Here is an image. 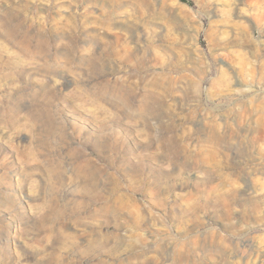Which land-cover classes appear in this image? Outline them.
I'll return each mask as SVG.
<instances>
[{"label":"clouds","instance_id":"obj_1","mask_svg":"<svg viewBox=\"0 0 264 264\" xmlns=\"http://www.w3.org/2000/svg\"><path fill=\"white\" fill-rule=\"evenodd\" d=\"M192 3L30 0L34 15L14 23L18 0H0V264H125L163 219L153 208L175 202L188 215L246 190L256 166L234 157L225 174L230 145L207 102L264 90V0ZM173 28L254 45L255 78L220 63L211 43L185 60L195 39L172 41ZM200 121L215 129L211 150L192 133ZM251 227L264 247V221Z\"/></svg>","mask_w":264,"mask_h":264},{"label":"rangeland","instance_id":"obj_2","mask_svg":"<svg viewBox=\"0 0 264 264\" xmlns=\"http://www.w3.org/2000/svg\"><path fill=\"white\" fill-rule=\"evenodd\" d=\"M178 2L195 10L192 0ZM10 3L17 5V0H10ZM29 3L30 0H18L19 10L11 13L14 23L34 15L35 7H26ZM180 11L182 10L177 8L175 13L178 14ZM40 15L45 16L43 9L40 10ZM176 19H179L178 15ZM2 20L3 16H0V21ZM45 22L47 23V20ZM39 27L41 25L36 24L33 32ZM224 27L221 26L222 29ZM167 31L168 29H164V33ZM172 31L174 35L169 39L175 42L189 36L187 30L173 28ZM107 36L113 42L121 40L117 34L109 33ZM193 39L194 50L188 49L185 60L195 57L197 53L206 54L211 43L220 63L239 64L237 71L245 76L251 74L255 78L256 74L249 66L252 54L248 51L254 45L242 44L234 38L231 31L223 30L212 33L207 38L204 32L194 38L189 36L185 43H192ZM157 43L161 41L158 39ZM233 87L241 88L248 85L240 81ZM9 102L6 97L4 103ZM207 107L218 119L224 138L230 145V149L225 150L227 166H224L223 153L219 154L225 174L236 167L233 163L234 157L239 158L241 167L256 166L247 181L246 190L224 196L220 203H217L216 199L201 201L203 212L198 210L188 215H185L184 210L178 211L175 202L163 210L153 208V211L163 219L157 221L156 228L145 231V238L140 243H134L129 247L125 253V264H264V247L251 238L259 231L258 228L251 226L261 225V221H264V216L260 215L261 211H264V196L256 194L262 186L254 182L257 179L264 180V166L260 165L261 151L264 148V90L253 86L252 91L240 95H222L217 100L208 101ZM214 132L215 129L203 121L192 127L193 135L205 142L210 150L216 147V137L212 135ZM232 141L236 143L232 144ZM245 196L246 198L242 199ZM232 207L241 211L229 215L228 209ZM139 214L142 216L143 212ZM232 220L236 223L232 224ZM148 225L150 222H146L144 226ZM245 225L247 227L240 231Z\"/></svg>","mask_w":264,"mask_h":264},{"label":"trees","instance_id":"obj_3","mask_svg":"<svg viewBox=\"0 0 264 264\" xmlns=\"http://www.w3.org/2000/svg\"><path fill=\"white\" fill-rule=\"evenodd\" d=\"M182 1H184V2H188V0H182Z\"/></svg>","mask_w":264,"mask_h":264}]
</instances>
